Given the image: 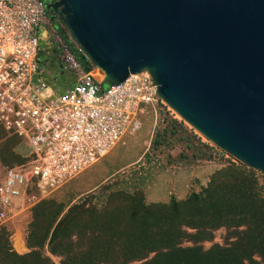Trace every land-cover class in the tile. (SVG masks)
<instances>
[{"label": "water", "instance_id": "95a60500", "mask_svg": "<svg viewBox=\"0 0 264 264\" xmlns=\"http://www.w3.org/2000/svg\"><path fill=\"white\" fill-rule=\"evenodd\" d=\"M54 7L91 69L104 72L105 89L148 71L173 111L264 173V0H59Z\"/></svg>", "mask_w": 264, "mask_h": 264}, {"label": "built area", "instance_id": "2783aa9c", "mask_svg": "<svg viewBox=\"0 0 264 264\" xmlns=\"http://www.w3.org/2000/svg\"><path fill=\"white\" fill-rule=\"evenodd\" d=\"M49 42L62 71L40 55ZM160 106L169 108L148 71L105 89L55 32L41 0H0V144L20 138L26 160L0 162V227L16 199L62 188L137 132L145 109Z\"/></svg>", "mask_w": 264, "mask_h": 264}, {"label": "trees", "instance_id": "16d2710c", "mask_svg": "<svg viewBox=\"0 0 264 264\" xmlns=\"http://www.w3.org/2000/svg\"><path fill=\"white\" fill-rule=\"evenodd\" d=\"M59 34L90 70L67 33L60 28ZM20 142L10 136L1 143L2 165L26 161L13 151ZM246 169L231 167L202 192L170 203L147 204L137 191L111 192L101 206L42 200L32 209L29 253L15 252L11 233L0 227V264H57L44 254L46 247L61 264H264V197ZM221 228L228 231L226 245L205 249Z\"/></svg>", "mask_w": 264, "mask_h": 264}, {"label": "rangeland", "instance_id": "374dc122", "mask_svg": "<svg viewBox=\"0 0 264 264\" xmlns=\"http://www.w3.org/2000/svg\"><path fill=\"white\" fill-rule=\"evenodd\" d=\"M59 27L65 30L62 22ZM140 119L141 127L137 132L126 135L106 157L62 188L46 197L31 190L14 201L2 227L11 233V247L15 252L23 255L31 251L26 234L32 209L42 200L53 198L66 204L91 202L101 206L111 192L137 191L143 194L147 204L170 203L172 199L182 201L193 192H202L214 178L224 177L231 167H246L215 146L170 107H157L155 113L145 109ZM21 150L19 145L13 148L17 153ZM247 168L255 174L257 191L264 197V173ZM227 239L228 231L221 228L215 232L214 240L203 243V247L225 246ZM43 252L61 264V258L51 255L47 247Z\"/></svg>", "mask_w": 264, "mask_h": 264}, {"label": "flooded vegetation", "instance_id": "af4514ba", "mask_svg": "<svg viewBox=\"0 0 264 264\" xmlns=\"http://www.w3.org/2000/svg\"><path fill=\"white\" fill-rule=\"evenodd\" d=\"M45 6L46 10L49 16L50 23L52 27L54 28L55 32H59L60 22L62 19V12H61V7L55 8L54 5L59 1V0H41ZM43 53L46 55L45 61H47V64L49 65L50 68H53L55 70L62 71L60 69V60L58 59L60 54L59 51L56 47V45L53 42H49L48 44H45L43 46ZM65 76V75H64Z\"/></svg>", "mask_w": 264, "mask_h": 264}, {"label": "bare ground", "instance_id": "6f19581e", "mask_svg": "<svg viewBox=\"0 0 264 264\" xmlns=\"http://www.w3.org/2000/svg\"><path fill=\"white\" fill-rule=\"evenodd\" d=\"M93 73H94L95 77H96L98 80H102V79H104L105 74H104V72H103L101 69L96 68L95 71H94Z\"/></svg>", "mask_w": 264, "mask_h": 264}]
</instances>
